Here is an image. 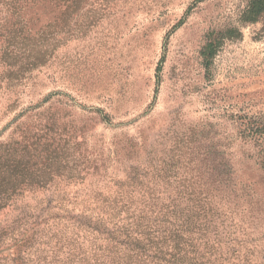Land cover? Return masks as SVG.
I'll list each match as a JSON object with an SVG mask.
<instances>
[{
    "label": "rangeland",
    "instance_id": "rangeland-1",
    "mask_svg": "<svg viewBox=\"0 0 264 264\" xmlns=\"http://www.w3.org/2000/svg\"><path fill=\"white\" fill-rule=\"evenodd\" d=\"M247 2L65 0L46 66L13 84L0 56V144L72 167L59 184L74 196L131 171L221 185L238 222L226 237L247 241L221 261L264 264V16L243 21Z\"/></svg>",
    "mask_w": 264,
    "mask_h": 264
},
{
    "label": "trees",
    "instance_id": "trees-1",
    "mask_svg": "<svg viewBox=\"0 0 264 264\" xmlns=\"http://www.w3.org/2000/svg\"><path fill=\"white\" fill-rule=\"evenodd\" d=\"M64 1L0 0L7 82L22 83L27 72L46 66L49 27L62 23ZM71 5L75 8L76 0ZM47 11L52 19L36 23ZM262 16L264 0H248L242 20ZM18 131L28 130L19 124L13 133ZM21 152L0 144V253L6 252L0 264H225L229 242L247 243L226 237L228 229L236 233L238 222L221 185L161 186L131 171L125 179L109 177L74 196L59 184L75 176L72 167L54 159L38 163L35 154ZM259 164L264 170V147ZM230 257L246 259L240 251Z\"/></svg>",
    "mask_w": 264,
    "mask_h": 264
}]
</instances>
